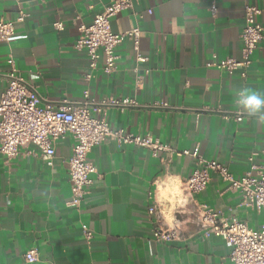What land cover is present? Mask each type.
<instances>
[{
  "label": "crops",
  "instance_id": "obj_1",
  "mask_svg": "<svg viewBox=\"0 0 264 264\" xmlns=\"http://www.w3.org/2000/svg\"><path fill=\"white\" fill-rule=\"evenodd\" d=\"M111 1L0 0V21L25 15L10 41L0 43V92L7 87L12 58L23 78L35 76L41 106L82 101L85 91L94 109L104 99H133L138 106L102 107L99 116L113 130L149 134L176 151L198 147L203 159L224 165L235 178L253 175L251 166H264V112L249 115L237 104L242 89L264 95V39L245 78L213 66L241 59L244 6L261 9L256 21L264 26V0H215V15L207 0H140L111 20V30L140 28L143 62H136L125 40L115 50L116 71L107 76L90 71L86 53L74 44L78 26H89ZM56 22L63 23L62 31L54 29ZM154 103L167 107L154 108ZM73 145L70 135L57 141L52 168L32 146L20 148L11 160L0 155V264H27L23 256L32 249L37 251L32 264H232L222 238L202 235L197 208L205 205L254 230L264 222V211L246 206L216 173L203 192L186 199L182 185L196 167L190 157L153 154L111 139L89 154L91 184L74 208L66 165ZM166 177L179 178L182 203L160 200V181ZM150 207L157 212L149 215ZM176 220L180 238L156 242L154 230L173 227ZM82 226L94 233L90 244Z\"/></svg>",
  "mask_w": 264,
  "mask_h": 264
},
{
  "label": "built area",
  "instance_id": "obj_2",
  "mask_svg": "<svg viewBox=\"0 0 264 264\" xmlns=\"http://www.w3.org/2000/svg\"><path fill=\"white\" fill-rule=\"evenodd\" d=\"M139 1L113 0L89 26H78L79 37L74 49L86 53L90 71L100 69L105 75H112L116 71L118 61L115 50L125 40L131 42L136 53V62H143L139 55L140 28L135 27L124 33H114L111 30V20L122 11L133 9L134 4ZM207 1L211 4L210 12L215 15V0ZM147 13L150 15L152 12L148 10ZM262 13L261 9L254 6H244L245 26L240 36L241 59L215 61L213 66L229 73L239 71L242 78L246 77V70L252 64V56L264 39V26L256 21V17ZM24 17L20 12L15 21H0V43L10 41L15 34V24L22 22ZM53 27L56 31L64 29L61 22H56ZM7 65L10 68L6 75L7 87L0 92V155L11 160L17 157L20 148L32 146L38 151L45 165L52 168L57 141L64 135H70L74 141L71 156L66 161L71 188L70 206H81L86 190L91 184L90 175L94 167L88 159L89 154L105 139H111L122 145L149 149L153 154L164 152L193 159L196 167L182 185V192L189 201L206 189L210 174L216 173L231 190L241 195L246 206L264 211V166H251L250 172H254L253 175L248 173L241 178H235L224 165L203 159L198 147L192 151H176L154 140L149 134L140 137L122 130H113L106 119L99 116L102 107L126 109L138 106L133 99H104L99 103L100 109H94V103L90 102L88 92L85 91L82 101L64 100L56 107L41 106V99L32 85L35 76L23 78L12 58L7 59ZM89 79L90 74L85 77L87 82ZM136 80L140 83L142 78L136 74ZM152 107L166 108L167 104L154 103ZM93 112L96 116H93ZM241 119L242 115L238 113L235 120L239 122ZM156 212V207L148 209L149 215ZM194 215L204 237L214 235L227 243L231 249L229 261L232 264H264V222L259 229H250L245 223L235 218H225L220 212L207 209L205 205L199 206ZM177 223L179 224L178 220L173 223V227L158 226L153 232L154 240L163 243L179 239ZM81 229L86 244H90L94 236L93 231L86 226ZM23 258L27 264H32L37 261V251L29 250Z\"/></svg>",
  "mask_w": 264,
  "mask_h": 264
},
{
  "label": "clouds",
  "instance_id": "obj_3",
  "mask_svg": "<svg viewBox=\"0 0 264 264\" xmlns=\"http://www.w3.org/2000/svg\"><path fill=\"white\" fill-rule=\"evenodd\" d=\"M237 104L249 115H258L264 112V95L250 89H242L238 93ZM161 191L160 200H175L176 203H182L180 200V180L178 177H166L160 181ZM167 215L169 210L164 209Z\"/></svg>",
  "mask_w": 264,
  "mask_h": 264
}]
</instances>
